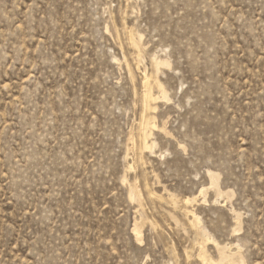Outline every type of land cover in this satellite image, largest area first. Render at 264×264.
I'll list each match as a JSON object with an SVG mask.
<instances>
[{
	"label": "rangeland",
	"instance_id": "1",
	"mask_svg": "<svg viewBox=\"0 0 264 264\" xmlns=\"http://www.w3.org/2000/svg\"><path fill=\"white\" fill-rule=\"evenodd\" d=\"M201 243L264 264V0H0V264H201Z\"/></svg>",
	"mask_w": 264,
	"mask_h": 264
},
{
	"label": "bare ground",
	"instance_id": "2",
	"mask_svg": "<svg viewBox=\"0 0 264 264\" xmlns=\"http://www.w3.org/2000/svg\"><path fill=\"white\" fill-rule=\"evenodd\" d=\"M132 46L135 44L131 43ZM140 52V51H139ZM136 61V60H135ZM165 65V62L163 61H157L155 60L153 62V66L154 69L157 71L160 66ZM143 87H144V93H143V98H142V103L143 106L145 108V110L147 109L148 111L153 109L156 105H155V100L157 99L155 97L156 94L153 93V91L156 90H160L161 89V85L160 83L157 81V79H154L152 76H144V81H143ZM155 90V91H156ZM160 97V96H159ZM157 103V102H156ZM145 112V111H144ZM146 113V112H145ZM151 114V113H150ZM144 121V120H143ZM156 128L155 125L150 124L149 122H145L143 123V125L140 128V136H139V148L140 151H147L150 150L153 146V142L150 140V137L152 135V131ZM162 129V128H160ZM164 129V128H163ZM162 129V130H163ZM161 130V131H162ZM132 191V190H131ZM201 195H203V193H200ZM131 198H138L139 196L135 193V192H131L130 195ZM196 200V198L190 199V198H185L182 203L185 206L184 207V214L187 218H189L192 221V224L194 226H196L198 224V218L196 217V215L193 213V211L189 210L187 207L190 203L194 202ZM176 203V202H175ZM199 231V229H197V232ZM134 232L136 233V237L139 240V236H138V228L137 226L134 229ZM217 246V245H216ZM221 249V250H220ZM219 253H220V259L218 261H212L207 259L206 256V250H205V245L204 243H201L199 245V254L198 257L200 258L201 264H229V262L231 261L229 256H226L225 253H222L223 249L226 248H220ZM232 262V261H231ZM239 262V261H238ZM240 264H243V261H240Z\"/></svg>",
	"mask_w": 264,
	"mask_h": 264
}]
</instances>
